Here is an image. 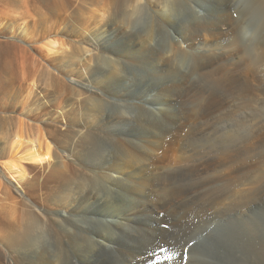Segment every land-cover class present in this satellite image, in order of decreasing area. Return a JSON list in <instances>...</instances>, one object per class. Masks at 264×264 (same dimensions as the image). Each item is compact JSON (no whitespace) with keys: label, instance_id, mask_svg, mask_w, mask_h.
I'll return each instance as SVG.
<instances>
[{"label":"bare ground","instance_id":"1","mask_svg":"<svg viewBox=\"0 0 264 264\" xmlns=\"http://www.w3.org/2000/svg\"><path fill=\"white\" fill-rule=\"evenodd\" d=\"M102 3L1 162L0 264H264V3Z\"/></svg>","mask_w":264,"mask_h":264},{"label":"rangeland","instance_id":"2","mask_svg":"<svg viewBox=\"0 0 264 264\" xmlns=\"http://www.w3.org/2000/svg\"><path fill=\"white\" fill-rule=\"evenodd\" d=\"M97 1L105 0H0V168L10 158L17 133L23 134L25 145L40 127L53 142L43 120L47 113L61 114L75 94L69 85L62 87L70 67L62 50L86 51L83 40L94 36L100 16ZM49 40L57 44L51 46ZM1 174L6 176L0 170V188L5 181ZM7 178L17 183L11 175Z\"/></svg>","mask_w":264,"mask_h":264},{"label":"clouds","instance_id":"3","mask_svg":"<svg viewBox=\"0 0 264 264\" xmlns=\"http://www.w3.org/2000/svg\"><path fill=\"white\" fill-rule=\"evenodd\" d=\"M262 3H264V0H262ZM240 7L244 6L241 5ZM239 36L241 40L252 43L257 39V32L254 30L250 23H241L239 27Z\"/></svg>","mask_w":264,"mask_h":264}]
</instances>
